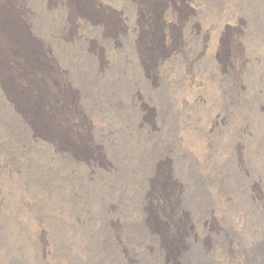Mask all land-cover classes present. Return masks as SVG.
<instances>
[{
	"label": "bare ground",
	"instance_id": "bare-ground-1",
	"mask_svg": "<svg viewBox=\"0 0 264 264\" xmlns=\"http://www.w3.org/2000/svg\"><path fill=\"white\" fill-rule=\"evenodd\" d=\"M31 1L0 0V94L23 157L13 203L40 187L52 217L38 264H264L243 142L259 164L264 141L230 122L264 114L236 102L264 74V6L37 0L35 37Z\"/></svg>",
	"mask_w": 264,
	"mask_h": 264
},
{
	"label": "rangeland",
	"instance_id": "rangeland-1",
	"mask_svg": "<svg viewBox=\"0 0 264 264\" xmlns=\"http://www.w3.org/2000/svg\"><path fill=\"white\" fill-rule=\"evenodd\" d=\"M101 1L113 7L114 3L111 4V2H117L118 0ZM262 1L263 0H256L260 8L264 6ZM41 6L39 1H31L30 8L37 11L40 18L36 21L35 27L31 29V33H33L32 35L35 37L44 35L43 33L45 31L43 19L47 17ZM250 7L251 5L249 6L248 4L244 6V11L249 17L252 16ZM256 10H253V12ZM125 12L126 19L132 20L131 9L127 7ZM58 48L59 47H57L55 51L59 57L62 54V49ZM127 53L131 54L129 49H127ZM262 77L264 78V74H261L259 79L251 81L248 75H244L243 89L238 92L236 96V102L239 103L241 109L245 107L249 101H252L253 98L264 101V79ZM259 87L260 89L258 90ZM260 90L261 92H258ZM249 110L250 107L248 106L247 112L249 114H244L242 117L240 116L241 118L239 117V113L236 115L234 114L230 119L231 125L233 124V127L238 125L240 119L241 121H248L256 128L255 131H258L257 138H261V140L264 141V114L257 119L258 116L256 117V115L251 112L252 109L250 112ZM8 118L14 119V115L0 94V263L38 264L40 262V257L37 256H39L43 238H45L47 243H50L52 239L49 240V238L52 237L50 233L53 231L52 217L49 218L50 215L43 213L44 211L41 204H43L42 196L44 194V189L40 187L31 184L20 186L17 192L18 202L15 204L13 203L14 199L11 185L13 181H20L22 179L21 165L23 163V157L18 153L17 148L15 149L16 146L13 143V136L8 132L4 124L3 120H8ZM248 140L244 139L243 141L245 142V158L247 157L248 170L250 175L257 179L259 193L261 197H264V163L254 164V162H252V159L249 157L250 138ZM251 210L254 215L255 223H253V226L257 232L256 234L261 240H264V204L262 202H256L252 204ZM45 227H47L49 231L48 234L46 233L47 235L44 233Z\"/></svg>",
	"mask_w": 264,
	"mask_h": 264
}]
</instances>
